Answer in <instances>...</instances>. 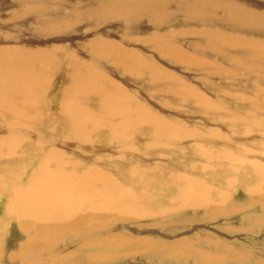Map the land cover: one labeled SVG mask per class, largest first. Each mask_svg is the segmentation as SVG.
<instances>
[{
  "label": "bare ground",
  "instance_id": "obj_1",
  "mask_svg": "<svg viewBox=\"0 0 264 264\" xmlns=\"http://www.w3.org/2000/svg\"><path fill=\"white\" fill-rule=\"evenodd\" d=\"M224 74H264V0H0V199L22 234L9 264H88L110 238L100 237L109 230L76 232L89 228L90 216L146 215L139 202L148 193L134 197L106 168L124 170L132 183L174 174V187L186 174L247 170L261 176L255 184L264 188V164L256 159L264 144L253 139L257 152L249 154L241 143L242 150L226 142L259 133L247 122L263 108L256 104H264V84L245 88L256 104L250 100L247 116H232L231 97L220 86L219 78L230 79ZM175 97L179 106L199 109L203 122L197 111L191 120L182 117ZM223 112L240 126L216 128L213 114L224 120ZM187 152L203 162L178 172L161 161ZM182 185L197 193L184 194L192 211L205 205L203 218L224 213L227 199L207 194L218 188L204 187L203 179L184 178ZM247 190V209L264 213V191ZM171 216L177 215H164V223H174ZM68 234L73 239L63 248ZM9 236L1 227L0 259ZM186 246L179 243V250Z\"/></svg>",
  "mask_w": 264,
  "mask_h": 264
},
{
  "label": "rangeland",
  "instance_id": "obj_2",
  "mask_svg": "<svg viewBox=\"0 0 264 264\" xmlns=\"http://www.w3.org/2000/svg\"><path fill=\"white\" fill-rule=\"evenodd\" d=\"M182 71H184L186 74H189V72H187L186 70ZM240 75H236V77L234 76L233 78H231L228 74H224L222 77H229L232 80L228 78H219V80L222 82L220 86L226 88L232 100L233 110L230 115L244 117L248 115L246 113V110L250 104V100L255 102L256 95H252V92L246 91L245 88H252V86L259 88L264 84V74L259 75L258 79H251L247 77L242 78ZM189 77L195 78L196 75H192ZM260 78H263V80H261ZM196 81L193 84H196ZM233 81H240V83L239 85H236ZM139 82L140 80L133 81V84H139ZM61 92H64V90H62ZM174 99H176L174 101L177 104V111L182 117L185 116L187 119L191 120V117L193 118L195 116L192 115V113L197 111V121L203 122L205 118L200 115L199 109H197L196 107H189L188 105L181 107L178 105L179 97H175ZM258 107H263L261 112L256 117L251 118L247 122V124H251L252 127L256 128L255 131H258L259 133L248 138L242 137L235 140L228 139L226 141L230 144H238L240 149L241 145L239 143H241L246 148L249 154H254L257 152V146L253 139H256L258 143L264 144V138L260 134L261 131L264 132V104H256V108ZM157 108H159V106H156V109ZM223 113L225 114V112ZM213 115L215 116V118L212 119L211 122L216 125V128L222 125L225 126L222 130L223 132L226 131L225 133L230 132L233 128L240 126L234 121L228 122L226 114L224 120H221L216 113ZM187 153L189 154V152ZM224 153L231 157H233L234 155V153H232L231 151H225ZM188 154L180 157L175 153H170L168 154L169 157L162 158L161 161L163 160V163L169 161L170 165L168 166H170L171 171L178 172L186 170L192 162L196 163L197 166L198 163L203 162L202 158L196 156L188 157L192 154V152L191 154ZM74 157L78 160H81V158L78 156ZM183 157H185L186 160ZM204 158L206 159V157ZM147 159L148 158H143L142 160L144 161ZM256 159L263 162L264 164V153H259L256 156ZM106 169L108 171H112V175L115 178L116 183L124 191L131 193V195H133L134 197L135 194H137L136 197H139L142 192L148 193V196H146L144 199H141L142 202H139L142 209H144L147 214L136 216L128 215L129 217H116L114 213L104 215L100 218L98 217V215L90 216L91 223L89 224L88 229L84 228L81 231H74L78 232L81 235H85L87 233L98 234L100 232H104L105 230H109L108 234H101L100 237L103 240L104 237H107L110 234V238H105L103 242V246L105 247L106 251H97L94 247L96 255L94 257L92 256V260H90L88 264H264L263 209L261 207H254L252 211L250 209H247V205L249 202L247 189L257 187L264 191V188H262V186H260L259 184H255L256 180L258 181L261 178L259 174H246L247 170H244L241 174H227L226 171L222 170H212L202 175L186 174L184 178H189L190 180L195 182H197V179H203L204 184H206L204 185V187L211 185V187L215 189L218 188L217 192L215 193H207L209 195V198H213V200L216 202L221 199H227L226 202L222 204L224 212L222 215H215L212 213L210 214V216H206L205 218H203V215L205 214L204 210L207 208V206L205 207L204 205L201 206L202 208L196 209L197 211H192L191 209L193 207H189L186 205L188 200L184 195L185 192L190 191L191 194L197 193L191 190V187L189 189L183 187L182 184L184 178L181 180L179 186L177 187L174 186L179 181H175V178L173 177L174 174H154V176H150L149 179H146L144 181L141 179L137 183H132L127 178V174H125L124 170H114L108 168ZM162 171L164 172V170ZM228 175L233 177L231 181H228V179L226 178L228 177ZM29 176L30 174L27 175V179ZM157 177L161 178L160 182L156 181ZM262 178L264 179V165ZM27 179L25 181H27ZM153 181H156L157 183L149 184V182ZM180 188H182V190H180ZM219 190H221V192H218ZM224 193H226V196H223ZM217 194H220V197ZM173 199L176 200V204L174 206L171 205V201ZM92 200H95V196L92 198ZM7 202L8 201L6 198L0 199V223L2 222L0 226L8 227L10 234L8 239L2 243L4 245V248L2 250V258L0 259V264L10 263L8 254L17 249L16 243L22 239V234L18 229L20 228L18 218L14 216L10 218L9 221L3 211L4 203ZM233 205L242 209L240 211L235 210ZM158 208L161 212H164V215H167L170 212L176 214L177 216L170 217V220H173L174 223H164V215L156 216L155 212L156 209L158 210ZM89 210L90 209L87 208L86 210H84V212H88ZM241 211L243 212L241 213ZM195 212L198 213L196 214ZM243 213L244 215L242 216ZM180 214L182 216L181 218L180 216H178ZM253 215H255L256 217ZM243 217L247 218L245 225L243 224ZM212 218L214 219L213 221L211 220ZM256 220L258 221V224H256L255 226V223H257ZM252 222L254 225H251ZM52 227L53 228H51V230L54 231L55 226L52 225ZM238 228L241 229V231L238 230ZM228 229H234V231L237 230L236 232H239L240 234L229 232ZM68 235H70L71 237L65 236L66 240H63L65 241L67 246L66 244L65 246L64 244L63 246L61 245L63 248L69 247L68 243L73 239L72 234ZM181 242H185V245H187L185 247V250H179V243ZM56 243L54 244V246L58 247L59 242ZM237 243H242L243 245H238ZM181 247L183 248L184 246ZM199 249L200 251H198ZM102 253L107 255V257ZM242 257L244 258L242 259ZM253 259H255V262L253 261ZM80 264L86 263L81 262Z\"/></svg>",
  "mask_w": 264,
  "mask_h": 264
}]
</instances>
